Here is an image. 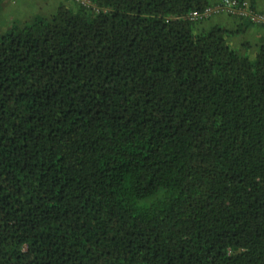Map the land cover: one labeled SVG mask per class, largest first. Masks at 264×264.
Segmentation results:
<instances>
[{
    "label": "trees",
    "instance_id": "1",
    "mask_svg": "<svg viewBox=\"0 0 264 264\" xmlns=\"http://www.w3.org/2000/svg\"><path fill=\"white\" fill-rule=\"evenodd\" d=\"M68 1L0 34V264H264V43Z\"/></svg>",
    "mask_w": 264,
    "mask_h": 264
},
{
    "label": "crops",
    "instance_id": "2",
    "mask_svg": "<svg viewBox=\"0 0 264 264\" xmlns=\"http://www.w3.org/2000/svg\"><path fill=\"white\" fill-rule=\"evenodd\" d=\"M48 1H50L51 4H53L51 11H53L59 4L70 5V2L68 0H43V2L46 5ZM5 2H9L10 4H13V7H14L13 10L14 12L17 13L16 16H21L22 14H24L25 11L22 12V10L26 9L25 7H23V4L25 2L23 4H21L22 2L21 0H7V1L5 0ZM250 3L257 10L264 12V0H250ZM35 13H39V12L36 11ZM12 18L14 17H9L8 20ZM28 18L29 16H22L17 19L15 18L14 19L16 21L24 22ZM211 19H213V21L210 27L219 26L229 31V34L227 35V41L229 45L231 44V40L242 37L243 45H241L240 47L245 48V51H246L247 48L248 49L250 47L253 48L254 46L255 48L254 53H255L258 46L264 43V26L250 24L242 19H238L232 16H227L224 14L214 15L206 20H211ZM9 21H12V20H9ZM250 36L254 39V43L247 41V40H251Z\"/></svg>",
    "mask_w": 264,
    "mask_h": 264
},
{
    "label": "rangeland",
    "instance_id": "3",
    "mask_svg": "<svg viewBox=\"0 0 264 264\" xmlns=\"http://www.w3.org/2000/svg\"><path fill=\"white\" fill-rule=\"evenodd\" d=\"M21 1H22L21 4L25 2L23 4V7H25L26 9L22 10V12L25 11L24 14H22L21 16H16L17 13L14 12L13 10L14 9L13 4H10L9 2H5V0L4 2L3 0H0V34L4 33V31L8 29L9 22H11L9 20L16 22L15 19L22 17V16H29L27 20H30L36 14L35 13L36 11L39 12L41 15H45L46 17H48L49 15L53 14L56 10L54 9L53 11H51L53 4H51L50 1L47 2V5L43 2V0H21ZM69 2L71 5H74L73 2L71 1ZM9 17H14L15 19L12 18L8 20ZM212 21L213 19L202 21L201 23L198 24V26L195 27L196 31L208 29L210 25L212 24ZM250 39L251 40H247V41L254 43V39L252 37ZM241 45H243L242 37L231 40L230 46L233 49L238 50L239 52L243 54L245 53L247 56H250V57L254 56V50H255L254 46L253 48L252 47H250L249 49L247 48L245 51V48L240 47Z\"/></svg>",
    "mask_w": 264,
    "mask_h": 264
},
{
    "label": "built area",
    "instance_id": "4",
    "mask_svg": "<svg viewBox=\"0 0 264 264\" xmlns=\"http://www.w3.org/2000/svg\"><path fill=\"white\" fill-rule=\"evenodd\" d=\"M72 1L86 7L92 6L88 0ZM220 14L236 17L250 24L264 26V12L257 10L248 0H243L241 2L237 0H219L209 5L201 13H189L187 18L194 23H198Z\"/></svg>",
    "mask_w": 264,
    "mask_h": 264
}]
</instances>
